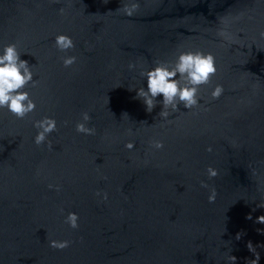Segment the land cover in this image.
Here are the masks:
<instances>
[{
  "label": "water",
  "instance_id": "1",
  "mask_svg": "<svg viewBox=\"0 0 264 264\" xmlns=\"http://www.w3.org/2000/svg\"><path fill=\"white\" fill-rule=\"evenodd\" d=\"M0 264H264V0H0Z\"/></svg>",
  "mask_w": 264,
  "mask_h": 264
}]
</instances>
